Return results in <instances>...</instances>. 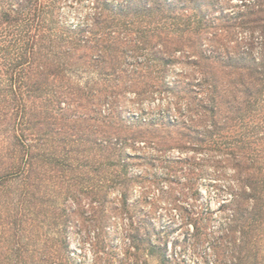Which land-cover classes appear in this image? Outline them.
Wrapping results in <instances>:
<instances>
[{
	"label": "trees",
	"instance_id": "trees-1",
	"mask_svg": "<svg viewBox=\"0 0 264 264\" xmlns=\"http://www.w3.org/2000/svg\"><path fill=\"white\" fill-rule=\"evenodd\" d=\"M68 1L77 21L63 15ZM157 96L151 118L120 111ZM151 141L231 171L218 229L208 233L211 211L193 221L207 264H264V0H0V188L19 182L20 201L36 197L45 157L97 150L108 153L86 162L92 171L128 190L123 149ZM141 235H130V264H147L148 247L179 264Z\"/></svg>",
	"mask_w": 264,
	"mask_h": 264
},
{
	"label": "rangeland",
	"instance_id": "rangeland-1",
	"mask_svg": "<svg viewBox=\"0 0 264 264\" xmlns=\"http://www.w3.org/2000/svg\"><path fill=\"white\" fill-rule=\"evenodd\" d=\"M62 10L71 21H77L83 13L69 1ZM160 101L157 96L129 108L123 103L120 111L132 118L143 113L142 109L144 116L151 118L154 112L158 115ZM108 108L106 105L104 111ZM154 143L123 149L132 155L129 176L135 177L128 190L113 183L114 177L105 178L99 171H92L86 162L108 153L97 150L80 154L79 162L72 163L77 152H57L65 158L57 165L45 157L49 165L40 172L48 179L42 181L36 197L30 194L20 201L18 195L24 187L19 182L0 188V264H130L129 240L136 233L159 245L176 259L174 263L212 262L215 257L210 242L207 236L199 239L193 235V221L211 211L208 233L218 229L226 218L221 204L232 192L231 171L200 151L196 154ZM180 157L186 160L172 162ZM72 169H76L75 174ZM114 169L121 173L122 166ZM52 170H57L61 178L51 181ZM133 226L141 227L140 231L132 230ZM148 249L141 252L147 254V264H161L159 256L148 254Z\"/></svg>",
	"mask_w": 264,
	"mask_h": 264
}]
</instances>
